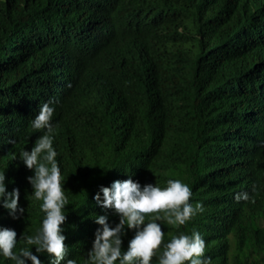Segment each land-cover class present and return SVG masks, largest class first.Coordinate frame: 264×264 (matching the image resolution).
<instances>
[{"label":"trees","instance_id":"obj_1","mask_svg":"<svg viewBox=\"0 0 264 264\" xmlns=\"http://www.w3.org/2000/svg\"><path fill=\"white\" fill-rule=\"evenodd\" d=\"M46 102L69 202L61 264H85L97 215L119 222L94 196L129 178L180 180L202 204L178 228L158 221L164 243L198 231L211 264H264V0H0V172L25 209L0 204V227L41 264L21 238L44 213L19 153L46 131L31 128Z\"/></svg>","mask_w":264,"mask_h":264},{"label":"clouds","instance_id":"obj_2","mask_svg":"<svg viewBox=\"0 0 264 264\" xmlns=\"http://www.w3.org/2000/svg\"><path fill=\"white\" fill-rule=\"evenodd\" d=\"M53 113L54 109L47 102L40 107L31 121V128L46 131L36 139L31 151L19 153L20 160L33 171L27 180L32 186L34 199L42 201L40 208L44 213L42 226L35 235L21 238L27 245L35 246V253H46L50 264H61L68 253L63 225L67 220L64 209L69 202L56 160L57 152L53 148ZM13 159H16L15 155ZM5 179L4 172H0V204L9 210L13 219H19L25 212L19 204V189L7 191ZM191 196L187 184L172 179L164 188L150 183L142 186L131 178L115 180L108 187L100 186L94 196L95 202L105 210L111 209L119 222L112 226L107 215L95 217V223L101 227L95 230V239L85 264H116L117 261L118 264H151L158 253V264H211V258H205L206 244L198 231L191 235H172L164 243V232L158 223L163 221L178 228L198 212H203L202 204L193 206L190 203ZM242 199L248 200V194L237 193L235 200L239 202ZM146 216L152 217L147 223ZM126 229L134 230V236L128 241L126 251L122 252V237L126 235ZM16 243V231L0 227V254L14 264H28V261L41 264L39 256L27 247L15 252ZM66 264H76V261L68 259Z\"/></svg>","mask_w":264,"mask_h":264},{"label":"bare ground","instance_id":"obj_3","mask_svg":"<svg viewBox=\"0 0 264 264\" xmlns=\"http://www.w3.org/2000/svg\"><path fill=\"white\" fill-rule=\"evenodd\" d=\"M64 87V86H63Z\"/></svg>","mask_w":264,"mask_h":264}]
</instances>
